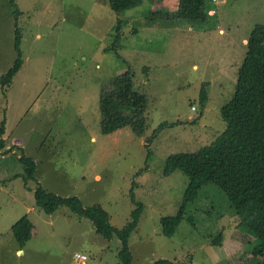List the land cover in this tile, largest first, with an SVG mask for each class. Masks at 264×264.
I'll return each mask as SVG.
<instances>
[{
    "label": "rangeland",
    "instance_id": "obj_1",
    "mask_svg": "<svg viewBox=\"0 0 264 264\" xmlns=\"http://www.w3.org/2000/svg\"><path fill=\"white\" fill-rule=\"evenodd\" d=\"M16 4L0 0V78L18 59L17 11L24 60L13 84L0 85L7 142L0 153V264H123L121 242L99 236L89 219L67 207L51 215L38 207L39 187L78 198L85 208L102 206L119 230L136 209L133 190L143 207L129 241L133 264H252V238L215 192L187 210V217L197 213L198 228L184 221L173 237L164 235L161 221L179 211L188 178L179 172L165 178L163 171L171 156L198 153L227 130L222 109L236 94L250 35L264 24V0H217L216 16L204 24L176 18L180 0H143L125 14L120 47L112 35L119 17L108 0ZM128 70L147 97V131L140 137L126 127L106 135L103 89ZM205 83L210 100L203 105ZM162 123L177 125L150 144L147 162L148 140ZM24 154L38 165L35 181H26ZM25 216L40 234L22 253L13 228ZM221 232L223 246H215Z\"/></svg>",
    "mask_w": 264,
    "mask_h": 264
},
{
    "label": "trees",
    "instance_id": "obj_2",
    "mask_svg": "<svg viewBox=\"0 0 264 264\" xmlns=\"http://www.w3.org/2000/svg\"><path fill=\"white\" fill-rule=\"evenodd\" d=\"M7 1L17 9L16 0ZM108 1L113 12L119 17L112 35L117 41L116 47H120L124 27L127 25L125 14L139 7L143 0ZM215 4L217 0H180L179 11L175 17L204 24L216 16ZM15 16L17 20L15 47L18 59L14 67L0 78L3 90L13 84L15 77L24 66L23 33L19 27L21 13L17 11ZM112 83L102 92L104 134L112 135L130 127L136 135L144 136L148 128L147 97L136 91L133 73L128 70ZM209 100L210 94L205 83L200 92V101L205 105ZM222 116L228 124L227 130L211 146L195 154L173 155L166 161L163 176L169 178L174 173H182L188 178V185L177 214L162 219L163 232L165 236L171 238L182 222L196 225L194 214L197 213L193 212L187 217V210L195 207L208 195L214 197L212 193L215 192L222 196V208L226 205V208L238 217V229L252 238L249 242L251 244L249 261L252 264H264V24L256 25L250 35L246 60L239 72L236 94L222 109ZM0 125L1 153L7 148L6 120L4 119ZM176 125L177 123H162L154 131L147 144V162L153 156L150 144L166 127ZM21 163L26 168V181H35L38 172L37 163L25 154L21 158ZM131 196L136 209L132 211L131 220L125 228L119 230L111 224L110 215L102 206L85 208L78 198L62 197L47 192L42 187L35 192L37 206L46 214L51 215L61 207H67L74 214L89 219L99 236L108 241L117 238L122 244L119 256L123 264H133L129 241L137 231L143 213V207L135 201L133 190ZM203 214L209 218L215 216L209 213V210ZM13 233L21 248L19 252H23L40 234L37 226L28 216L14 225ZM224 241L225 234L221 232L213 243L215 246H223ZM153 264L179 263L162 259Z\"/></svg>",
    "mask_w": 264,
    "mask_h": 264
},
{
    "label": "built area",
    "instance_id": "obj_3",
    "mask_svg": "<svg viewBox=\"0 0 264 264\" xmlns=\"http://www.w3.org/2000/svg\"><path fill=\"white\" fill-rule=\"evenodd\" d=\"M74 259H75V261H79V262H82V263H84V262H86L88 260V258L86 256H80V255H76Z\"/></svg>",
    "mask_w": 264,
    "mask_h": 264
},
{
    "label": "crops",
    "instance_id": "obj_4",
    "mask_svg": "<svg viewBox=\"0 0 264 264\" xmlns=\"http://www.w3.org/2000/svg\"><path fill=\"white\" fill-rule=\"evenodd\" d=\"M248 43V42H247ZM22 253H24V252H22ZM20 255V254H19Z\"/></svg>",
    "mask_w": 264,
    "mask_h": 264
}]
</instances>
